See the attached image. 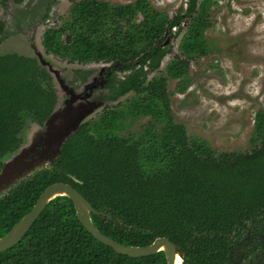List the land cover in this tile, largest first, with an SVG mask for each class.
Here are the masks:
<instances>
[{
    "label": "trees",
    "instance_id": "16d2710c",
    "mask_svg": "<svg viewBox=\"0 0 264 264\" xmlns=\"http://www.w3.org/2000/svg\"><path fill=\"white\" fill-rule=\"evenodd\" d=\"M7 1L0 0V8ZM223 1L187 0V9L174 17L152 0L73 1L70 17L45 30L48 54L70 64L103 62L128 72L110 78L107 101L132 95L83 124L50 168L35 171L13 196L0 200V237L32 210L48 186L64 182L113 217L93 215V221L119 243L144 247L167 237L187 253L184 264H232L230 244L240 241L250 224L264 230V110L255 115L251 152H219L189 136L175 118L169 91L171 80L178 81L176 93L191 87V64L208 55L212 12ZM51 7L50 2L40 23L49 22ZM175 27L176 54L162 47ZM5 28L0 23V41ZM152 69L160 73L149 79ZM49 75L36 60L0 55V157L12 149L14 134L27 119L42 125L57 107ZM146 118L147 124L130 130ZM0 264H166V257L163 252L138 259L117 254L84 228L70 199L59 197L17 246L0 254Z\"/></svg>",
    "mask_w": 264,
    "mask_h": 264
},
{
    "label": "rangeland",
    "instance_id": "374dc122",
    "mask_svg": "<svg viewBox=\"0 0 264 264\" xmlns=\"http://www.w3.org/2000/svg\"><path fill=\"white\" fill-rule=\"evenodd\" d=\"M73 1L81 0H57L56 3L54 0H8L7 6L0 8V23L5 24L10 34L0 42V55L31 56V46L27 45L37 43L46 55L64 66L63 74L78 69L98 71L103 62L70 64L48 54L42 44L47 27L59 26L70 17ZM135 1L110 0V3ZM50 2L49 22L39 26L36 39L29 43L25 38L27 25L38 20ZM152 3L171 17L187 6V0H166L163 5L152 0ZM212 23L207 32L209 53L191 64L189 90L185 94L176 93L178 81H170L173 112L176 120L186 125L191 138L204 139L219 152H251L255 115L258 110H264V0L223 1L213 10ZM179 42L172 45L175 54ZM172 57L170 54L164 59L162 72ZM159 73H153L149 79ZM149 121L150 118L139 120L130 130L137 131ZM29 137L25 145L29 144Z\"/></svg>",
    "mask_w": 264,
    "mask_h": 264
},
{
    "label": "water",
    "instance_id": "95a60500",
    "mask_svg": "<svg viewBox=\"0 0 264 264\" xmlns=\"http://www.w3.org/2000/svg\"><path fill=\"white\" fill-rule=\"evenodd\" d=\"M179 39L180 37L176 38L174 34H171L162 43V47H165L170 42L176 46ZM31 50V56L25 57L36 59L38 64L46 69L53 78L58 95L61 97L62 95H69L70 98L65 100L63 106L59 104L54 109L51 116L45 122L44 127L34 126L33 132H36V134H31L29 144L25 145L10 160L5 162V168L0 173V195L6 188L29 175L33 170L50 168L60 158L68 140L79 132L83 124L94 118L104 108L117 104L124 99L120 98L116 102L89 100L94 89L99 86H106L108 80L105 77L100 80L98 78L90 80L84 86V90L77 94L61 78L64 66L57 63L51 56L46 55L37 43L31 45ZM111 65L102 64L100 73L103 74ZM118 66L116 65L115 67ZM153 73L154 70L151 71L149 77ZM87 90H90V93H87ZM59 197L70 199L74 205L77 218L84 228L99 243L113 249L117 254L138 259L163 252L166 257V264H178L179 259L182 260V264L187 261V253L167 237H159L151 245L141 247L124 245L103 234L94 223L93 215L110 220L113 217L96 210L77 189L71 184L64 182L48 186L40 195L32 210L14 225L6 235L0 237V254L17 246L33 228L46 207ZM189 264L193 263L189 261Z\"/></svg>",
    "mask_w": 264,
    "mask_h": 264
},
{
    "label": "flooded vegetation",
    "instance_id": "af4514ba",
    "mask_svg": "<svg viewBox=\"0 0 264 264\" xmlns=\"http://www.w3.org/2000/svg\"><path fill=\"white\" fill-rule=\"evenodd\" d=\"M187 7H188V5L185 7V10L187 9ZM174 16L175 15H172V17H174ZM40 22H41V18H39L38 21H36L33 25H27L25 38L28 40L29 43L32 42L34 39H36V36H37L36 32L38 30V27L40 25L45 24V22H42V23H40ZM181 26L187 27V22L185 20H183V23L181 24ZM49 27H53V26H49ZM45 30H44V32H45ZM5 31L7 33V36H9L10 33H9V31H7L6 28H5ZM178 31H179V27H175L172 30V34L177 33ZM7 36L4 39H6ZM1 37L2 36H0V38ZM4 39H2L1 41H3ZM42 44H43V41H42ZM172 45H173L172 42H170L164 48L167 47V49H170L172 47ZM27 46L29 48L31 45L28 44ZM30 59H32V58H30ZM33 60H36V59H33ZM37 63H38V61H37ZM104 64H109V63H104ZM109 65H111V64H109ZM39 67H41V66L39 65ZM42 69H44V68H42ZM147 69L148 68L145 67V70H147ZM44 70H46V69H44ZM151 71L149 72V75H150ZM78 72H79V69L75 70L74 72H69L67 74L62 73V76H61V78L66 82V84H68L72 89H74L77 94H79L81 91L84 90V86L90 80H94L95 78H98V80H100L101 78L105 77L109 83L110 78H113L114 75H117L118 77H122L124 74L128 73L127 71L121 72V70H119V67H115L113 64L111 65L110 68H107L106 71L103 72V74L100 73V69L98 71H88L89 74L87 76L85 74L80 75V74H78ZM155 72L156 71H154V73ZM50 78H51L52 84H53L52 87L54 88V92H55V95L57 97V104L58 105L59 104L64 105V102H65L64 100L70 98V96L69 95H65L63 97L59 96L58 90L56 89V85L53 82V78L51 76H50ZM108 83L106 84L105 87L99 86L98 88L94 89L91 93L89 100H105V101H107L106 97L109 96V90L106 87H107ZM87 91H88L87 93H90V90H87ZM34 126L44 127L45 123L41 125L37 122H31V121H29V119H27L26 126L22 129V131L14 134V136L16 137V140L12 144V149L0 157V173L5 168V162L10 160L15 154L18 153V151L20 149H22L25 146L27 138L29 136H31V134H36V132H33ZM44 169H41V170H44ZM35 171H40V169L33 170L29 175H26L25 177L19 179L16 183L12 184L9 188H6L4 190V192L1 193L0 200L7 197L8 195L13 196L15 194V191L20 190L21 187L23 186V185H21V183L25 179H27L29 176H31ZM229 257H230L232 264H264V230L256 229V228L252 227V225L250 224V227H247L246 233L240 239V241H237V239H236L230 244Z\"/></svg>",
    "mask_w": 264,
    "mask_h": 264
},
{
    "label": "built area",
    "instance_id": "2783aa9c",
    "mask_svg": "<svg viewBox=\"0 0 264 264\" xmlns=\"http://www.w3.org/2000/svg\"><path fill=\"white\" fill-rule=\"evenodd\" d=\"M166 0H156V4H165ZM168 2H173V0H168Z\"/></svg>",
    "mask_w": 264,
    "mask_h": 264
},
{
    "label": "bare ground",
    "instance_id": "6f19581e",
    "mask_svg": "<svg viewBox=\"0 0 264 264\" xmlns=\"http://www.w3.org/2000/svg\"><path fill=\"white\" fill-rule=\"evenodd\" d=\"M178 264H182V260L181 259L178 260Z\"/></svg>",
    "mask_w": 264,
    "mask_h": 264
}]
</instances>
